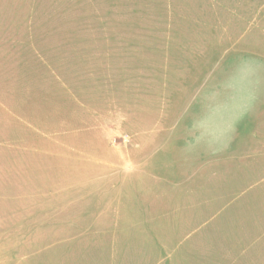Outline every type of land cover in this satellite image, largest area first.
I'll return each mask as SVG.
<instances>
[{"label":"rangeland","instance_id":"374dc122","mask_svg":"<svg viewBox=\"0 0 264 264\" xmlns=\"http://www.w3.org/2000/svg\"><path fill=\"white\" fill-rule=\"evenodd\" d=\"M0 264H264V0H0Z\"/></svg>","mask_w":264,"mask_h":264},{"label":"crops","instance_id":"0c3cea01","mask_svg":"<svg viewBox=\"0 0 264 264\" xmlns=\"http://www.w3.org/2000/svg\"><path fill=\"white\" fill-rule=\"evenodd\" d=\"M255 91H256L255 89L251 90V89L249 88V90L246 91V92H248V94H249L250 92L254 93Z\"/></svg>","mask_w":264,"mask_h":264}]
</instances>
